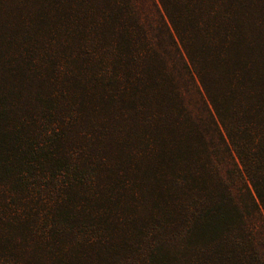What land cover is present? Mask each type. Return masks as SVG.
<instances>
[{"label": "trees", "instance_id": "16d2710c", "mask_svg": "<svg viewBox=\"0 0 264 264\" xmlns=\"http://www.w3.org/2000/svg\"><path fill=\"white\" fill-rule=\"evenodd\" d=\"M2 230L0 264H264V0H0Z\"/></svg>", "mask_w": 264, "mask_h": 264}, {"label": "rangeland", "instance_id": "374dc122", "mask_svg": "<svg viewBox=\"0 0 264 264\" xmlns=\"http://www.w3.org/2000/svg\"><path fill=\"white\" fill-rule=\"evenodd\" d=\"M46 217H48V215H47V213H45L44 214V216H43V218L41 217L36 223H35V225H34V227H30V228H32V229H34V230H36V232L37 233H43L44 232V230L46 229V228H48L47 226H46V224H44V220L46 219ZM3 232V230L2 231H0V236H1V233ZM34 244H36L35 242H34ZM29 245V247H31L32 246V248L31 249H33V252L31 251V253L29 252V251H26V252H24V251H20V250H23L21 247H17L16 249L18 250L17 252H18V254H26L27 256H34V255H36V253H35V251H36V245ZM41 250H40V255H46V253H47V250H48V248H40Z\"/></svg>", "mask_w": 264, "mask_h": 264}]
</instances>
